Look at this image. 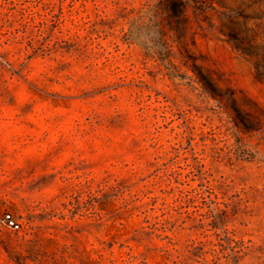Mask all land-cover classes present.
I'll list each match as a JSON object with an SVG mask.
<instances>
[{"label":"rangeland","instance_id":"374dc122","mask_svg":"<svg viewBox=\"0 0 264 264\" xmlns=\"http://www.w3.org/2000/svg\"><path fill=\"white\" fill-rule=\"evenodd\" d=\"M0 264H264V0H0Z\"/></svg>","mask_w":264,"mask_h":264},{"label":"built area","instance_id":"2783aa9c","mask_svg":"<svg viewBox=\"0 0 264 264\" xmlns=\"http://www.w3.org/2000/svg\"><path fill=\"white\" fill-rule=\"evenodd\" d=\"M4 225L14 231L19 229V224L13 217L12 213L3 211L0 212V226Z\"/></svg>","mask_w":264,"mask_h":264}]
</instances>
